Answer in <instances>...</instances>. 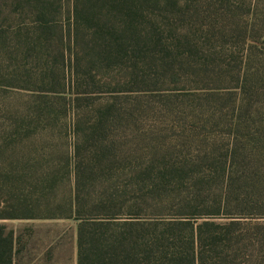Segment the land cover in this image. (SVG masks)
Instances as JSON below:
<instances>
[{"label": "trees", "instance_id": "16d2710c", "mask_svg": "<svg viewBox=\"0 0 264 264\" xmlns=\"http://www.w3.org/2000/svg\"><path fill=\"white\" fill-rule=\"evenodd\" d=\"M0 46L41 65L0 69V90L34 99L0 131L29 140L71 116L77 138L63 164L1 168L0 193L67 169L53 216L76 221L77 264H264V0H0ZM180 99L189 123L153 120ZM16 256L0 226V264Z\"/></svg>", "mask_w": 264, "mask_h": 264}, {"label": "rangeland", "instance_id": "374dc122", "mask_svg": "<svg viewBox=\"0 0 264 264\" xmlns=\"http://www.w3.org/2000/svg\"><path fill=\"white\" fill-rule=\"evenodd\" d=\"M11 44L14 46L16 43L12 42ZM10 51L15 52V49H3L0 46V57H5L6 60L0 69L15 70L19 67L22 70H38L41 66L37 60L24 58L15 67V63L9 58L11 55L5 54ZM59 68L61 69V66ZM233 71L237 73L238 70ZM165 82L164 89L173 88L170 77H167ZM229 84L231 87L236 86L234 81ZM215 85H219V83L215 82ZM182 86L177 84L178 88H182ZM187 88V91L197 92L200 95L207 92L202 91L204 89H195V86ZM227 91L226 89L220 90L223 93ZM30 96V92L24 89L0 90V129L7 128L14 121H18V117H25L24 115L33 106L34 102V99ZM142 104L146 105L145 100ZM156 108L154 112H151L153 120L158 119L166 127H171L172 124L174 126L185 125L191 121V118L188 117L191 114L185 110L181 99L169 105L167 109ZM145 114L146 112L143 113V116ZM73 122L71 116L63 117L60 122L62 126L58 124L54 131L40 130L29 140L20 136L11 137L0 131V147L9 145L7 147L8 150L0 151V169L12 167V164L13 169L19 170L18 166H24L22 163H19V160H21L22 156L31 153H37V156L43 157V160L39 163V167L42 166V163L46 165L48 163L63 164L62 161H66L71 155L77 140ZM145 123L148 126H152L153 124L151 122ZM170 132L177 133L173 129ZM28 142H34V147L32 144H28ZM4 147L6 148V146ZM3 154L5 155L1 156ZM56 173L47 181L39 182L38 185L33 180L32 189H26L23 182L15 181V186H18H16L15 190L10 192L5 190L3 193H0V200L9 207L7 209L8 212H17L18 214L32 212V217L0 219V226L6 228V233H13L16 240L17 256L14 264H77V223L73 219L53 216V213L58 212L57 201L63 197L69 198L73 178L70 177L67 169ZM60 178L63 179L56 183L53 182ZM1 182L0 188L3 186ZM50 184H52L51 188L49 187ZM18 197H22L20 200H27L32 203L29 211H24L17 207ZM11 206L12 208H10ZM118 208L119 206L115 209Z\"/></svg>", "mask_w": 264, "mask_h": 264}]
</instances>
